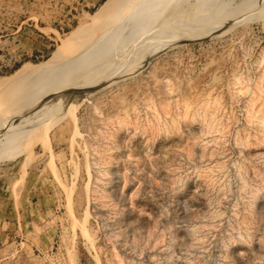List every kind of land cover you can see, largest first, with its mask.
Here are the masks:
<instances>
[{
  "label": "rangeland",
  "instance_id": "1",
  "mask_svg": "<svg viewBox=\"0 0 264 264\" xmlns=\"http://www.w3.org/2000/svg\"><path fill=\"white\" fill-rule=\"evenodd\" d=\"M127 2L0 0L6 121L91 53L0 148V264H264V0Z\"/></svg>",
  "mask_w": 264,
  "mask_h": 264
},
{
  "label": "bare ground",
  "instance_id": "2",
  "mask_svg": "<svg viewBox=\"0 0 264 264\" xmlns=\"http://www.w3.org/2000/svg\"><path fill=\"white\" fill-rule=\"evenodd\" d=\"M138 0H128L127 7ZM175 16H172L168 19L166 25L164 26V29L172 23V21L175 19ZM135 16L133 17V19ZM131 22L128 24L130 25ZM139 23L135 25L134 28H137ZM156 34H161L162 30H158L155 32ZM155 33H149V34H138L137 37H141L144 39H150L153 37ZM91 53L88 50H84L79 56L82 58V62L77 65V63L71 65H67L65 71H60L53 73H49L45 76V79H47V84L43 92L38 96V98L35 100L34 103L30 104L29 111L22 113L18 115L16 118H14L11 121H6L5 119V113L2 109L0 111V148L3 149V151H6L13 141V136L19 132V131H28L29 129H32L33 127L41 126L43 119L39 121V116L46 115L47 113H51L52 111H55L58 109L59 104L67 97V94L69 93V87L72 85L73 80L75 77H77V74L81 73L84 68L88 66V62L91 61L90 56ZM63 66V65H62ZM71 69V71L69 70ZM29 70L33 72L41 71L40 68L30 67ZM83 74V73H82ZM80 78V76H79ZM60 79H62L60 81ZM60 85V86H59ZM51 87L54 88V93L48 94L51 90ZM53 90V89H52ZM48 92V93H47ZM36 104V105H35ZM36 107L34 110L31 111L33 107ZM55 109V110H54ZM43 110V112H47L45 114H39V111ZM38 111V112H37ZM37 113V114H36ZM69 112H63V114H68ZM50 115V114H49ZM46 120V119H45Z\"/></svg>",
  "mask_w": 264,
  "mask_h": 264
}]
</instances>
